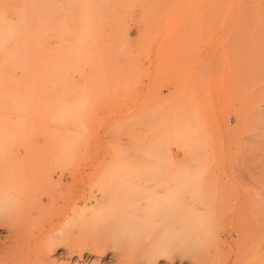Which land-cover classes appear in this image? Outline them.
<instances>
[{"label":"rangeland","instance_id":"374dc122","mask_svg":"<svg viewBox=\"0 0 264 264\" xmlns=\"http://www.w3.org/2000/svg\"><path fill=\"white\" fill-rule=\"evenodd\" d=\"M0 183L34 264H264V0H0Z\"/></svg>","mask_w":264,"mask_h":264},{"label":"bare ground","instance_id":"6f19581e","mask_svg":"<svg viewBox=\"0 0 264 264\" xmlns=\"http://www.w3.org/2000/svg\"><path fill=\"white\" fill-rule=\"evenodd\" d=\"M52 161H53V160H52ZM26 163H27V162H26ZM50 163L52 164V162H50ZM31 165H32V163H31ZM43 165H44V164H43ZM43 165H42V166H43ZM152 165H153V164H152ZM42 166H41V167H42ZM52 167H53V165H52ZM21 169H22V168H21ZM26 169H27V168H26ZM153 170H154V169H153ZM24 171H25V170H24ZM69 172H70V171H69ZM155 172H156V171H155ZM67 173H68V172H67ZM36 174H37V173H36ZM48 174H49V173H48ZM28 175H31V173H30V174L28 173ZM153 175H154V174H153ZM25 177H26V174H25ZM23 179H24V178H23ZM156 179H157V178H155V181H156ZM26 180H29V179H26ZM2 182H3V181H2ZM4 182H5V181H4ZM20 182H21V181H20ZM20 182H19V183H20ZM8 183H10V182L7 181V184H8ZM29 183H30V182H29ZM146 183H147V182H146ZM154 183H155V182H154ZM0 184H1V183H0ZM2 184H3V183H2ZM2 184H1V185H2ZM7 184H6V186H7ZM8 185H9V184H8ZM16 186H17V185H15V187H16ZM19 186H20V184H19ZM4 188H5V187H4ZM20 188H21V186H20ZM25 188H26V187H25ZM5 189H6V188H5ZM14 191H15V190H14ZM27 192H28V191H27ZM163 192H164V191H163ZM17 193H18V192H17ZM34 193H35V192H34ZM177 194H178V193H177ZM179 195H180V194H179ZM28 197H29V196H28ZM24 198H25V197H24ZM6 199H7V198H6ZM87 199H88V198H87ZM93 199H94V198H93ZM11 200H12V199H11ZM31 200H32V199H31ZM31 200H30V201H31ZM20 202H21V201H20ZM28 202H29V201H28ZM18 205H19V203H18ZM23 205H24V204H23ZM74 206H75V205H74ZM95 206H97V205H95ZM20 207H21V206H20ZM24 207H25V206H24ZM81 207H82V206H81ZM97 207H98V206H97ZM97 207H95V208H97ZM104 207H106V206H104ZM178 207H179V206H178ZM78 208H79V207H78ZM82 208H83V207H82ZM101 208H102V207H101ZM179 208H181V207H179ZM83 209H84V208H83ZM106 209H107V207H106ZM80 210H81V211H79V213L81 212V215H82L83 210H82L81 208H80ZM72 211H74V210H72ZM75 211H76V210H75ZM76 212L78 213V211H76ZM76 212H75V213H76ZM177 212H178V211H177ZM83 213H84V212H83ZM108 213H109V212H108ZM71 214H72V212H71ZM94 215H95V214H94ZM102 215H103V214H102ZM77 216H78V215H77ZM95 216H96V215H95ZM17 217H18V216H17ZM68 217H69V216H68ZM71 218H72V217H71ZM80 218H81V217H80ZM6 221H7V220H6ZM9 221H10V220H9ZM112 221H113V220H112ZM176 221H177V222H176V223L173 222V224L176 225V224L178 223V220H176ZM5 223H6V222H5ZM13 223H14V222H13ZM16 223H17V222H16ZM50 223H51V222H50ZM0 224H1V223H0ZM7 224H8V223H7ZM9 225H10V224H9ZM13 225H14V227L16 228V225H15V224H13ZM176 226H177V225H176ZM11 227H12V225H11ZM11 227H8V228H11ZM14 227H13V228H14ZM18 227H19V225H18ZM18 227H17V228H18ZM65 227H66V226H65ZM144 227H145V226H144ZM15 228H14V229H15ZM21 228H22V227H21ZM69 228H70V227H69ZM14 229H9V231H10V230L13 231ZM16 230H18V229H15V232H16ZM91 230H92V229H91ZM8 234H9V233H8ZM14 234H16V233H14ZM240 234H241V233H240ZM1 236H2V234L0 235V246L5 247L6 249L3 248V251L0 252V264H34L35 261L31 263L30 260L28 261V259H27V260H22V259L17 258L21 252L18 253L17 250H16V251L14 250L15 247H16L14 244H16V242H15L14 244L12 243V245H11V247H12L13 249H12V250L10 249V250L8 251V248L10 247V242L14 241L16 236L14 237V239H13V237H12V239H11V238H9V237L6 235V237H8V238L5 237L4 240H1ZM26 237H27V236H26ZM33 238H34V237H33ZM91 238H92V237H91ZM46 239H47V238H46ZM46 239H45V240H46ZM93 241L95 242L94 239H93ZM152 241H153V240H152ZM17 242H18V241H17ZM26 242H28V241H26ZM136 243H137V242H136ZM201 243H202V242H201ZM29 244H30V243H29ZM29 244H28V245H29ZM31 244H33V243H31ZM42 245H43V244H42ZM94 245H96V244H94ZM105 245H106V244H105ZM128 245H129V244H128ZM7 246H9V247L7 248ZM29 246H31V245H29ZM29 246H28V251H29ZM44 246H45V245H44ZM50 246H52V244H51ZM155 246H156V245H155ZM203 246H204V245H203ZM2 247H0V250H1ZM129 247H131V245H130ZM204 247H205V246H204ZM84 248H85V247H84ZM92 248H93V247H92ZM92 248H91V249H92ZM101 248H102V247H101ZM103 248H104V247H103ZM103 248H102V249H103ZM135 248H136V247H135ZM156 248H157V247H156ZM30 249H31V248H30ZM36 249H37V248H36ZM36 249H35V250H36ZM40 249H41V248H40ZM91 249H89V250H91ZM99 249H100V248H98L97 251H98ZM125 249H127V248H125ZM132 249H133V247H132ZM161 249H162V247H161ZM6 250H7V251H6ZM35 250H34V251H35ZM47 250H48V249H47ZM52 250H53V246L50 247L48 251H43L44 255H43V253L40 254V255L44 256V257H42L43 259H42V258H41L42 260L40 259V255L38 256L39 258H36V259H39V260H40V261L38 260V262H39L38 264H41V263H42V264H54V263H53V256H51V254H50V251H52ZM92 250H93V249H92ZM128 250H130V249L128 248ZM207 250H208V249H207ZM12 251H13V252H12ZM18 251H19V250H18ZM115 251H116V250H115ZM125 251H127V250H125ZM125 251H124V253H125ZM11 252H12V253L15 252V254H16V253H17V254H16V255H13ZM24 252H25V251H24ZM24 252H23V253H24ZM40 252H41V251H40ZM121 252H122V251H121ZM130 252H131V251H130ZM130 252H129V254H130ZM30 253H31V252L29 251V254H30ZM33 253H34V252H33ZM33 253H32V254H33ZM24 254H25V253H24ZM36 254H39L38 251H37ZM80 254H81V253H80ZM150 254H151V253H150ZM198 254H199V253H198ZM17 255H18V256H17ZM120 255H121V254H120ZM127 255H128V254H127ZM79 256H81V255H79ZM79 256H78V257H79ZM128 256H129V255H128ZM130 256H132V255L130 254ZM34 257H35V256H34ZM114 257H115V256H114ZM121 257H122V256H121ZM140 257H141V256H139V258H140ZM196 257H198V256H196ZM27 258H28V257H27ZM79 258H80V257H79ZM128 258H129V257H128ZM139 258H137V259H139ZM144 258H145V257H144ZM130 259H131V257H130ZM195 259H196V258H195ZM43 260H44V261H43ZM122 260H123V259H122ZM122 260H121V261H122ZM127 261H128V259H127ZM129 261H130V260H129ZM147 261H148V260H147ZM43 262H44V263H43ZM123 262H124V260H123ZM125 262H126V261H125ZM149 262H150V261H149ZM35 263H36V262H35ZM198 263H199V262H198ZM120 264H121V263H120ZM123 264H125V263H123ZM128 264H129V263H128Z\"/></svg>","mask_w":264,"mask_h":264}]
</instances>
